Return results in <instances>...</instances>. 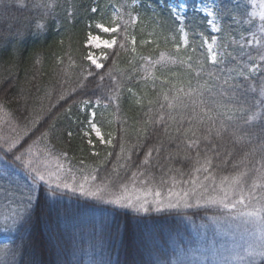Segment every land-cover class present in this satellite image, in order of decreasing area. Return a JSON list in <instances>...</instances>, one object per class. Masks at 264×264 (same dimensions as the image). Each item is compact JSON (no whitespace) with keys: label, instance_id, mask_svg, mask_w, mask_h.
<instances>
[{"label":"trees","instance_id":"16d2710c","mask_svg":"<svg viewBox=\"0 0 264 264\" xmlns=\"http://www.w3.org/2000/svg\"><path fill=\"white\" fill-rule=\"evenodd\" d=\"M199 1L184 0L181 22L171 0H0V156L33 182L9 185L22 215L0 260L174 264L217 214H140L39 182L65 164L75 182L112 189L264 187V38L254 43L247 2L216 0L215 34ZM100 26L115 30L111 48L88 45ZM215 37L225 53L212 62ZM94 103L112 109L108 144L83 131Z\"/></svg>","mask_w":264,"mask_h":264},{"label":"rangeland","instance_id":"374dc122","mask_svg":"<svg viewBox=\"0 0 264 264\" xmlns=\"http://www.w3.org/2000/svg\"><path fill=\"white\" fill-rule=\"evenodd\" d=\"M238 1L247 2L249 19L257 22L253 40L258 45L264 38V0ZM170 8L177 20L183 22L187 11L184 0H171ZM197 9L208 17L212 32L219 33L221 23L217 16L216 0H201ZM100 31L103 35L89 36L88 45L95 49L111 48L115 39L104 34H111L115 30L100 26ZM205 45L212 62L225 53V48L220 47L217 37L206 41ZM102 57L103 54H90L92 63L98 68L101 67ZM81 111L88 112L83 131L108 144L114 122L112 109L106 104L94 103L82 106ZM74 175V171L65 164L53 173L38 177V180L41 183L48 182L60 192L79 195L101 205H111L140 214L204 208L217 211V214L209 216L204 223L194 226L192 246L174 264H257L264 259V187L258 191L257 186L248 189L236 180L224 183H202L194 180L178 190H152L134 183L112 189L95 184L93 177L75 182ZM20 180L29 185L32 182L0 156V184L6 188L0 191V195L4 194L0 196V249L12 241L15 227L21 220L22 210L17 214L13 212L9 191V185ZM0 264L9 263L2 257Z\"/></svg>","mask_w":264,"mask_h":264}]
</instances>
